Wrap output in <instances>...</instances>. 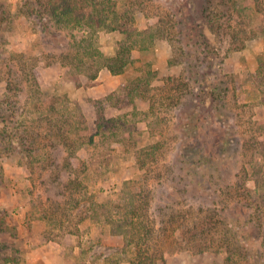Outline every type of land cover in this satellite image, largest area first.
I'll return each mask as SVG.
<instances>
[{"label":"rangeland","instance_id":"1","mask_svg":"<svg viewBox=\"0 0 264 264\" xmlns=\"http://www.w3.org/2000/svg\"><path fill=\"white\" fill-rule=\"evenodd\" d=\"M0 1L7 11L0 23V72L2 67L6 69V62L14 64L12 53L36 56L41 91L55 96L46 98L42 93V102L38 93L27 87L19 96L13 118L35 123L42 116L37 107L41 105L47 113L49 104H54L53 121L66 115L70 122L67 134L81 135L75 146L41 145L33 151L34 156H28L18 131L13 127L3 130L5 111L0 109V257L10 242L13 246L51 238L85 246L101 243L96 249L107 252L113 259L110 263L123 260L133 264L136 246L127 243L122 232L130 227L121 226L117 218V211L122 210L118 205L127 204L132 196L140 204L138 213L156 229L146 245L158 246L162 241L163 257L154 264H225L226 248L209 244L208 231L205 234L194 227L212 212L217 219L236 223L240 219V223L228 225L234 230L244 225L249 230L251 239L241 240L246 247L260 244L252 217L259 204L264 205V0L258 5L255 0H241L249 7L246 12L252 15L251 26L256 28L243 48L228 50L222 35L207 31L218 51L211 62H199L193 53L172 64L171 40L157 36L133 51V61L123 73L112 74L102 68L95 79L59 60V51L71 50L72 35H80L82 30L66 28L62 30L66 35L57 31L41 34L35 29L38 24L20 11L23 0ZM125 1L120 0V6ZM157 1L143 0L142 11L136 14L138 27L157 21L153 10L161 4ZM191 2L199 5L200 0ZM95 38L106 54H113L123 37L100 29ZM14 68L18 70L17 65ZM172 75L175 81L189 80L193 91L176 103L166 101L155 112L146 99L136 98L132 103L116 96L108 98L136 76L149 78L150 86L155 87ZM172 84L168 81L166 87ZM214 86L220 93L215 101L209 94ZM6 91L0 76V104ZM10 131L12 135L7 133ZM153 144H159L157 158L141 154L139 164L137 153ZM66 148L74 150L69 161ZM182 151L194 171V175L186 174L192 177L186 185L179 176L186 171L179 159ZM202 167L215 171L217 181L208 175L204 180ZM79 213L84 218L78 221L76 233L72 229ZM108 216L114 222H109ZM217 225L221 228L224 223Z\"/></svg>","mask_w":264,"mask_h":264},{"label":"trees","instance_id":"2","mask_svg":"<svg viewBox=\"0 0 264 264\" xmlns=\"http://www.w3.org/2000/svg\"><path fill=\"white\" fill-rule=\"evenodd\" d=\"M119 1L23 0V4L19 8L21 12H24V15L38 24V28L35 27L37 26L36 24L34 27L41 34L43 32L57 31L60 35H66L62 31L66 28L82 30V34L72 35L75 39L72 49L69 50V48L67 51L62 49L59 51L58 56L62 65L74 68L78 73H83L90 79H95L102 68H107L112 74L123 73L133 61V51L136 48H144L147 46L148 39L149 42H153L157 36L171 40L173 54L170 61L172 64L181 63L182 57L185 58L193 53L196 54L199 62H205L206 60L211 62L213 57L218 55V51L213 47L207 31L211 33L215 31L217 34L222 35L223 40L228 43V50H234L245 47L246 40L251 38V34H254L252 32L256 30L254 26H251L252 15L246 12L249 7L244 5L241 0H200L199 5L191 2V0H186L185 2L156 0L161 3L153 7L154 16H157L158 19L154 24H148L144 28L136 25V14L139 10L142 11L139 8H142L144 5L143 0H128L124 2L123 6H120ZM259 2L260 0H255L256 5ZM1 13H4V16H0V23L7 15V11L0 1ZM247 18L249 19L248 21ZM100 29L116 31L122 35L123 38L118 42L113 54H106L96 44L95 33ZM200 53H202V56ZM12 55L14 59L10 60L14 64L6 62V69L2 67L0 72L1 79L5 81L7 89L5 98L3 101L1 100L0 104L1 111L2 109L5 111V115L1 118L3 120V130L8 131L10 127H13L15 131H18L19 138H21L19 142L26 145L28 156H34L32 155L33 151L42 148L41 145L58 147V144H61V146L71 147L79 137L81 138V135L76 134V136L70 137L67 134L70 130V122L66 115H62L63 117L65 116L62 120L59 117L55 122L53 121L54 117L51 115V110L54 109V104H49L48 108L46 107L47 113L44 112L45 114L42 111V106L39 105L37 108L42 116L40 115L37 118L38 121H35V123L34 121L29 124L22 121L16 122L13 118L16 113V104L20 101L19 96L26 92L27 87L31 89L33 94L38 93L37 98L42 99V102L44 98L39 97L42 93H44L46 98L47 96L48 98L55 96H50L48 93L41 91L42 89L37 77L36 63L38 58L36 56H27L24 52L12 53ZM14 65H17L18 70L14 68ZM192 65L198 66L195 62ZM197 72L195 71L193 74L197 75ZM175 80L176 77L172 75L168 77V80H165L163 85L151 87L149 78L136 76L129 80V82L121 84L120 92H113L108 95V98L111 100L116 96L122 100L127 99L132 103H134L136 98L146 99L149 101L151 111L155 112L156 109L164 106L166 101L176 103L181 100L182 96L193 91L189 80H185L184 78L181 81ZM168 81H172L171 87H166ZM24 83L26 86H24ZM153 89L154 91L151 92ZM157 90H160L162 97ZM212 90L209 94L211 95V99L215 101L218 99V94L220 93L216 92L218 91L217 86H214ZM211 108H214V106H211ZM217 108L218 106H216ZM47 117L48 120H44ZM7 133L12 135V131ZM10 137L12 140L17 139L14 136ZM158 148L159 144H153L144 148L140 153L138 152L137 159L139 164L142 162L140 158L141 154H146L147 157L156 159ZM67 153L66 160L69 161L74 154V150L67 149ZM55 158H57V155ZM201 158L203 159V156ZM179 159L185 165L182 169L186 170L183 175H179L180 180L186 185L192 179L191 176L187 175L193 174L194 171L192 172V169L187 166L190 159L186 157L184 151L181 152ZM206 169L202 167L201 175L204 180L207 175L210 177V180L217 176L214 173L215 171H207ZM256 172L259 173V170ZM213 180L217 181L215 178ZM209 187H212V184H209ZM244 190L246 192L245 188ZM134 198V196L130 197V201L127 204L123 202L118 205L122 210L117 211V218L121 226L130 227L126 230L123 229L122 232L126 242L133 243L136 246V257L135 259H131V262L133 264H154L158 258L163 257L159 246L162 241L160 242L158 239L159 242L157 243L159 247L157 245H146V242L149 240L148 238L150 236L154 237L156 229L148 223L147 218H143L138 213L140 204ZM257 208L259 209L255 210L256 215L252 219L255 224L254 230L256 236H259L261 240L259 241V245L251 247V249L241 242V240H246L247 242L251 239L249 230L245 229L244 225L239 230H234L233 225L232 227L228 225L238 224L240 223V219L237 220V223L236 221L229 222L228 219L225 221L226 219L222 217L221 219L215 218L214 212H212L210 216L204 221L201 220L194 227L205 234L208 231L207 235L209 237L207 238L209 239V244L217 245V249L221 247L226 248L225 264H264V211H262L264 205L259 204ZM83 218L84 216L79 213L78 220L74 222L75 229L72 230L76 231V233L79 231L77 227L78 221ZM106 219L109 222H114L113 217L108 216ZM219 222L224 223L221 228H218L217 224ZM201 224H205V226L201 227ZM206 224L208 228H206ZM68 232L72 231L68 230ZM196 233L194 231L193 235ZM201 250L203 249L199 248V251Z\"/></svg>","mask_w":264,"mask_h":264},{"label":"crops","instance_id":"3","mask_svg":"<svg viewBox=\"0 0 264 264\" xmlns=\"http://www.w3.org/2000/svg\"><path fill=\"white\" fill-rule=\"evenodd\" d=\"M97 245L103 246L101 243ZM97 245L85 246L77 241L60 242L51 239L20 245L16 243L13 246L10 242L6 247L7 252L0 257V264H112L109 262L112 258L105 251H97ZM120 264H124L123 260Z\"/></svg>","mask_w":264,"mask_h":264},{"label":"built area","instance_id":"4","mask_svg":"<svg viewBox=\"0 0 264 264\" xmlns=\"http://www.w3.org/2000/svg\"><path fill=\"white\" fill-rule=\"evenodd\" d=\"M22 208V205H19V209Z\"/></svg>","mask_w":264,"mask_h":264}]
</instances>
